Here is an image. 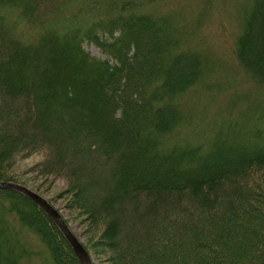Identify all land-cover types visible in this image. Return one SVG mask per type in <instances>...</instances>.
Listing matches in <instances>:
<instances>
[{"label": "trees", "instance_id": "trees-1", "mask_svg": "<svg viewBox=\"0 0 264 264\" xmlns=\"http://www.w3.org/2000/svg\"><path fill=\"white\" fill-rule=\"evenodd\" d=\"M214 15L239 95L198 30ZM36 153L92 264H261L264 0H0V181ZM0 264L81 262L0 188Z\"/></svg>", "mask_w": 264, "mask_h": 264}, {"label": "rangeland", "instance_id": "rangeland-1", "mask_svg": "<svg viewBox=\"0 0 264 264\" xmlns=\"http://www.w3.org/2000/svg\"><path fill=\"white\" fill-rule=\"evenodd\" d=\"M187 4L185 3V5ZM224 21L225 23H223ZM210 22L211 23L208 27L204 25L202 26L201 30L200 28L198 30L200 31V34L205 33V42H209L210 47L212 48L211 50L216 55L217 59L225 63V66H221V79L226 80L230 78L232 83L236 79V83L232 86L233 91H236V94L242 93L241 90L243 87L246 89L249 88V86L242 85L243 78L240 74V70L236 68L231 59L230 47L233 33L232 26L226 20L221 19L220 16L216 18L215 15L214 19H211ZM87 49L92 54L103 56L98 51V49L92 45L87 46ZM250 92H252V90ZM40 157L41 155L36 153L28 156L27 158L19 160L12 174L16 176V179L19 182L18 184L35 191L41 197L45 198L47 201H50L52 206L58 209L57 211L59 213L62 212L64 217L67 218V223H65L68 225V227H70V229L80 239V241H85V236L82 235L83 225H81L80 218L75 217L76 215H74V218L71 217L70 214L67 213L63 208L66 198L65 194H63L64 181L61 178H40L36 174L28 173L30 166L37 162Z\"/></svg>", "mask_w": 264, "mask_h": 264}, {"label": "water", "instance_id": "water-1", "mask_svg": "<svg viewBox=\"0 0 264 264\" xmlns=\"http://www.w3.org/2000/svg\"><path fill=\"white\" fill-rule=\"evenodd\" d=\"M0 188H7L18 191L27 196L34 203H36L41 209L45 211V213L60 229L65 239L68 241L69 245L71 246L75 254L78 256L81 264H92L91 258L79 238L68 227V225L65 223L63 217L60 215L57 209L54 208L45 198L41 197L35 191H32L24 187L23 185L14 182L0 181ZM261 264H264V256L262 258Z\"/></svg>", "mask_w": 264, "mask_h": 264}]
</instances>
